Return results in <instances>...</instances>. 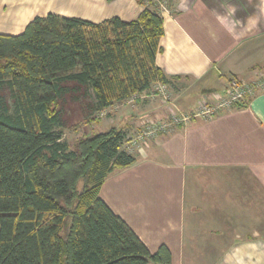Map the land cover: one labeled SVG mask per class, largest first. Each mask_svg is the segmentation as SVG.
<instances>
[{"label": "crops", "instance_id": "1", "mask_svg": "<svg viewBox=\"0 0 264 264\" xmlns=\"http://www.w3.org/2000/svg\"><path fill=\"white\" fill-rule=\"evenodd\" d=\"M162 2L154 60L175 97L157 104L142 93L146 109L124 115L127 138L171 109L214 100L230 78L264 74V0ZM141 10L137 0H0V34L47 13L99 23ZM128 151L135 161L109 173L99 195L151 253L165 245L170 264H264V91Z\"/></svg>", "mask_w": 264, "mask_h": 264}, {"label": "trees", "instance_id": "2", "mask_svg": "<svg viewBox=\"0 0 264 264\" xmlns=\"http://www.w3.org/2000/svg\"><path fill=\"white\" fill-rule=\"evenodd\" d=\"M137 2L142 10L129 21L47 13L19 34H0V92L11 100L0 94V264L171 263L168 247L151 253L99 195L109 173L135 161L125 131L110 127L71 149L56 107L74 81L78 98L90 100L83 122L92 123L96 113L171 82L154 60L159 6Z\"/></svg>", "mask_w": 264, "mask_h": 264}, {"label": "rangeland", "instance_id": "3", "mask_svg": "<svg viewBox=\"0 0 264 264\" xmlns=\"http://www.w3.org/2000/svg\"><path fill=\"white\" fill-rule=\"evenodd\" d=\"M66 84L75 87V89L70 92H67L65 95L59 98L56 107L61 108L63 112L64 129L62 139L68 143V146L71 149L75 147L76 142L83 136H89L94 133L105 131L109 127H111V125H114L118 128H123L125 125V123H123L124 115L130 112H135V114L138 115L141 114L143 109H146L147 103H143L145 99L143 97L145 96H142L143 94H137L133 95L131 98L126 100V103L123 102L124 104L119 103L118 106H116L117 104H115L113 107L105 109L106 111L102 110L104 111V114L102 115H100V112L96 113V120L94 122L84 123V118L89 113L87 103L90 100L78 98L81 86L78 85L76 82L72 81L67 82ZM77 85L79 87L78 89H76ZM157 87V84L154 85L152 89L145 95L146 97L149 96L150 99H155L153 101L154 103L156 102L157 104H160L162 103V101L165 102L166 100H164L162 95L159 94V91L156 89ZM168 92L170 94V100L173 99L175 97L174 92L170 88H168ZM0 94H2V96L8 101V103L11 102L9 92L6 88L1 89ZM166 118L159 119L156 121H163ZM144 125L142 127H144ZM139 130L133 131L131 134L128 135V138L136 135Z\"/></svg>", "mask_w": 264, "mask_h": 264}, {"label": "built area", "instance_id": "4", "mask_svg": "<svg viewBox=\"0 0 264 264\" xmlns=\"http://www.w3.org/2000/svg\"><path fill=\"white\" fill-rule=\"evenodd\" d=\"M159 10L165 6L161 0H154ZM156 88L159 94L166 101L170 100V94L166 84L158 83ZM264 91V74L252 82H244L236 78H230L222 92L215 94L214 100L203 99L201 103L190 112L171 109L167 118L163 121H151L142 127L136 135L127 138L125 148L132 150L137 148L146 139H153L160 133L170 132L171 130L186 125L195 117L212 118L222 109L234 108L235 104L246 103L250 97L257 92ZM106 111V110H104ZM100 112V115L104 114Z\"/></svg>", "mask_w": 264, "mask_h": 264}]
</instances>
